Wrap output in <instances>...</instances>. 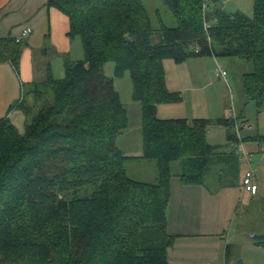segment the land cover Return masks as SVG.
<instances>
[{
	"label": "trees",
	"instance_id": "obj_1",
	"mask_svg": "<svg viewBox=\"0 0 264 264\" xmlns=\"http://www.w3.org/2000/svg\"><path fill=\"white\" fill-rule=\"evenodd\" d=\"M159 1L172 26L159 10L151 17L143 0H47L67 16L83 57L65 60L60 80L48 72L31 102L22 91L8 110L22 113L21 131L0 118V264H168L172 178L207 189L210 178L219 188L240 181L236 132L247 103L264 110V0H253L251 18L225 11L220 0ZM21 48L0 40V55L16 70ZM204 56L249 65L241 108L216 121L159 119L158 105L181 99L166 88L163 62ZM109 63L113 77L104 72ZM125 72L140 105V157L124 156L117 143L128 120L114 79ZM211 125L224 128L228 149L207 142ZM137 160L153 163L155 182L128 176ZM252 239L264 249V229ZM233 258L227 244L225 263Z\"/></svg>",
	"mask_w": 264,
	"mask_h": 264
},
{
	"label": "crops",
	"instance_id": "obj_2",
	"mask_svg": "<svg viewBox=\"0 0 264 264\" xmlns=\"http://www.w3.org/2000/svg\"><path fill=\"white\" fill-rule=\"evenodd\" d=\"M25 29H30L31 32L21 41L25 46L23 49L21 48L17 70L14 69L8 59L0 55V118L8 117L12 122L20 117L23 121V115L20 111L13 110L8 113V110L21 99L24 86H33L38 81H43L48 72L52 74L54 71L52 63L49 64L48 61H59V64L62 63L61 69L63 71L65 60L78 61L71 59L73 57L78 59L76 57H79L78 43H75L79 38H71L68 35L69 20L67 16L56 8L49 7L47 0H0V40H14ZM3 45H7V43L5 42ZM35 55L42 60L39 61V64L36 62ZM82 57L83 50L81 59ZM196 58L201 57H191L180 64L171 60L163 62L167 90L179 95H182V92H188L194 99L190 115L186 112L182 97L178 103L158 105L157 117L159 119L210 120L211 112L209 111L207 96L203 92L206 82H204V86L194 83L192 70L194 66L189 63ZM211 58L216 61L215 57ZM189 64L192 66L190 68L192 71L189 70ZM216 65L217 67L220 66ZM194 68L201 71L200 74L202 73L200 67ZM216 71L217 68L215 70L217 78L225 79L227 77L226 70L224 77ZM230 108L233 113L232 117H234L237 111H235L233 104ZM225 110L227 111V107ZM225 110L224 116L221 118H230L231 112L228 111L227 116H225ZM221 118L218 117L210 121ZM212 126L224 130L219 125H211L210 127ZM122 136L123 134L120 137ZM241 144L243 149L251 152L252 155L260 154L261 149L258 143L253 145ZM118 147L124 156L140 157L142 155V139L136 144L127 139L122 148L119 145ZM138 162L141 161L137 160L135 163ZM242 177L243 174L240 173V184ZM178 182L177 187H173L172 181L170 182V198L166 209L165 229L167 234L173 237V243L167 250L168 264H226L225 246L232 244L226 241L224 234L226 219L222 210L223 197L220 196L219 204L215 202V208L211 209L216 210L215 212L208 210L215 194L219 193L220 195L223 189L211 194L209 189L204 186L185 185L180 180ZM257 195L258 192L251 196L257 198ZM218 215L219 238L216 237L217 232L214 228ZM206 223L207 225H204ZM251 242L255 248H260L253 241ZM234 249H236L235 245ZM238 261V254H234V258L229 264H236Z\"/></svg>",
	"mask_w": 264,
	"mask_h": 264
},
{
	"label": "rangeland",
	"instance_id": "obj_3",
	"mask_svg": "<svg viewBox=\"0 0 264 264\" xmlns=\"http://www.w3.org/2000/svg\"><path fill=\"white\" fill-rule=\"evenodd\" d=\"M143 2L151 17H153L155 10H159L165 24L168 26L173 25L169 12L159 0H143ZM210 2L211 0H207L208 4ZM220 3L221 7L227 12H239L249 18L253 16V0H220ZM75 43H78L79 57H76L78 59L73 57L71 60H79L82 55L79 40L77 39ZM24 46L22 43V49ZM35 57L37 58L36 62L39 64V61L42 60L37 55ZM48 63H52L53 65L54 71L52 72V77L54 79H62L64 76V72L61 69L62 63L59 64V61H48ZM189 63H192L194 67H200L202 70L200 74L201 71L198 69L194 67L192 69L194 83L199 86H204V82H206V86L203 87V92L207 96L205 97L209 104V111L211 112V118L209 119L214 120L215 118L224 116L226 107L227 111L225 110V116H227V112L229 111L232 117L231 105L233 104L235 111H237L244 102L240 79L241 75L249 69V65L237 58L217 57L215 61L209 56L192 59ZM216 64L220 65L222 70L227 71L228 74L225 79L215 76ZM190 68H192L191 64H189V70ZM104 72L106 76L113 77V64H107ZM37 83H39L38 89L43 91L42 81H38ZM34 87V85L24 86L23 91L29 102L33 98ZM114 88L119 95L120 103L127 110L128 128L123 133V136L117 140L118 145L122 148L127 139L134 144L141 141L140 105L132 100V82L128 72H125L123 77L114 79ZM180 97L183 99L182 102L187 110V114L190 115L194 97L191 98L188 92H182ZM42 100V97L38 98L37 103H41L40 101ZM9 121L19 131L22 130L23 121H21V117L17 118L14 122L9 118ZM244 121V123L240 124L241 127L236 132L239 143L248 145L258 143L261 149L260 154L252 155L249 152L246 155L252 161L250 167L256 173L254 180L259 188L257 198L243 192L239 180H236L232 185L219 188L214 185L216 184L214 179L210 178L208 186L210 193L214 194L220 191V189H223V191L220 195L219 193L215 194V197L212 199L213 202L209 204L208 210L215 212L216 210L211 209L215 208V202L219 204V197H223L224 205L222 210L226 219L224 225L225 239L228 243L233 246L235 245L236 249H234V254H238V264H264V249L255 248L251 242L253 241L252 236L254 234H260L264 229V110L258 112L253 102L247 103L244 109ZM206 140L210 145L221 149H228L230 146L228 145L226 131L213 126L209 127ZM238 155L240 157L242 156V159L240 158V173L244 174L249 169L246 163L247 160L243 153H239ZM171 171L173 175L179 173L177 163L171 165ZM127 174L133 179L148 183L155 182L157 176L153 163L146 161H142L140 164H129L127 166ZM212 174L216 176V170ZM171 181L172 185H174L173 187H177L179 183L178 178L174 176ZM216 221L214 228L217 232L216 237L219 238V215ZM204 225H207V223Z\"/></svg>",
	"mask_w": 264,
	"mask_h": 264
},
{
	"label": "built area",
	"instance_id": "obj_4",
	"mask_svg": "<svg viewBox=\"0 0 264 264\" xmlns=\"http://www.w3.org/2000/svg\"><path fill=\"white\" fill-rule=\"evenodd\" d=\"M31 32L30 29H25L21 34L20 36L16 37L14 39V41L16 43L18 42H21L25 37L28 36V34ZM218 74H220L221 76H225L226 75V72L224 70L221 69L220 66L217 67V71H216ZM236 151L237 153H243L246 157V155L249 153L247 151H245L242 147V144L239 143L238 146L236 147ZM240 157V156H239ZM242 159V156L240 157ZM240 159V160H241ZM246 163L249 167V169L243 174V177H242V181H241V187H242V190L246 193H249L250 195H256L257 192H258V186L257 184L255 183V170L252 169L251 166V160L248 159L246 157Z\"/></svg>",
	"mask_w": 264,
	"mask_h": 264
}]
</instances>
